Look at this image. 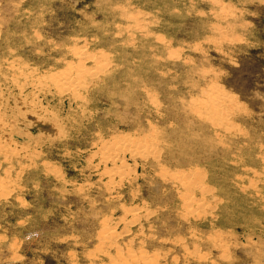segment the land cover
Segmentation results:
<instances>
[{
	"label": "rangeland",
	"instance_id": "obj_1",
	"mask_svg": "<svg viewBox=\"0 0 264 264\" xmlns=\"http://www.w3.org/2000/svg\"><path fill=\"white\" fill-rule=\"evenodd\" d=\"M0 120V264H264V0H0Z\"/></svg>",
	"mask_w": 264,
	"mask_h": 264
},
{
	"label": "bare ground",
	"instance_id": "obj_2",
	"mask_svg": "<svg viewBox=\"0 0 264 264\" xmlns=\"http://www.w3.org/2000/svg\"><path fill=\"white\" fill-rule=\"evenodd\" d=\"M75 48V47H74ZM79 49V48H78ZM71 50V49H70ZM73 50V49H72ZM77 50V49H76ZM74 51V50H73ZM74 57L76 58V66H75V73L72 71V72H69L68 74L66 75H55V76H51L49 77L48 79H44V84L45 83H48L52 86H54L55 89L57 90H62V91H67V92H70L71 94H73V96H78L79 94V91L82 90L81 88L83 87L82 83V79L84 76H87V75H92V74H96L97 73V69L96 71L93 70L92 73H86L84 71V69H82V60L84 61V58L85 55L83 54V52H79L78 50L77 51H74ZM88 58V56H86ZM93 57V56H91ZM89 59V58H88ZM92 59V58H91ZM95 60H97L96 58H94ZM99 59V58H98ZM102 59V58H101ZM101 61V60H100ZM97 62V61H96ZM96 64V63H95ZM99 64H101L99 62ZM73 66V65H72ZM97 66V65H96ZM100 66V65H99ZM102 66V65H101ZM68 67V66H67ZM71 69V67L69 68ZM93 69V68H92ZM98 69H101V67ZM11 72L13 73V75L15 77H19V78H24L25 75H23V73H21V70H17L16 68H13L11 67ZM72 70V69H71ZM85 70H88V69H85ZM102 70V69H101ZM91 71V70H90ZM88 70V72H90ZM66 72V71H65ZM99 72V71H98ZM58 73V72H57ZM74 73V74H73ZM86 73V74H85ZM60 74V73H58ZM65 74V73H63ZM99 74V73H98ZM12 75V76H13ZM94 76V75H93ZM27 78V77H26ZM47 78V77H45ZM43 79V78H42ZM37 83V81H36ZM41 83V82H40ZM84 84V83H83ZM47 85V84H46ZM39 86H42V85H39ZM38 86V87H39ZM84 89V87H83ZM209 96V95H208ZM81 97V96H80ZM76 99V98H75ZM219 99H223L222 97L219 98ZM224 99H227V98H224ZM208 105L205 106V114L208 115L209 117H216V116H220V119L221 118H224L222 117L221 115H225V114H222V112L225 110V113L226 111L227 112H230L231 111V108H229L230 104L226 101V100H221V101H215V100H208ZM216 102V103H215ZM207 104V103H206ZM232 105V104H231ZM204 112V111H203ZM227 120L224 118L221 122L222 124V127L223 128H227L229 129L230 127H232L231 123L230 122H226ZM217 125V123H216ZM3 124L1 123V120H0V127H2ZM5 127V126H4ZM149 137L146 135L144 136L142 139H137V140H134V139H122L121 141H112L114 142L113 145H111L110 147L108 146L107 149H103L105 150L103 152V155H102V160L103 161H106V160H118L120 158V156L122 154H125V153H128L131 155V157L133 156H138V157H145V155L147 154V157L149 156H154L153 155V152H154V148L152 149V145L154 143L155 140H153L154 137L153 136H150V134H148ZM5 141V140H4ZM7 141V140H6ZM110 142V143H112ZM5 143V142H4ZM3 143V139L0 138V150H2V152H4L5 150H7V144H9L8 142H6L5 144ZM108 144V143H107ZM106 144V145H107ZM105 145V144H104ZM107 147V146H106ZM10 148V147H9ZM156 149V148H155ZM102 152V151H101ZM149 155V156H148ZM100 156V155H99ZM101 157V156H100ZM105 163V162H104ZM115 163V162H114ZM123 166V165H122ZM117 170V169H116ZM123 170V169H122ZM120 171V170H119ZM119 171H115L116 174H122L121 172ZM108 173V172H107ZM111 175V174H110ZM112 176V175H111ZM116 176V175H115ZM119 176V175H118ZM199 176V175H198ZM186 177V176H185ZM193 180H188L190 178H188L187 180H183L182 176L180 178H177L176 180L180 182V185L182 186V188L184 189V195H181V197H183L182 199V207H184L185 209H195V208H198V207H201L203 205V201L202 199L200 198H195L193 197L191 194L192 192L191 191H198V192H201L202 194L206 191L205 188L203 187V185L201 184V182L199 181L198 178H196L197 176L194 175L193 176ZM174 180H175V177H174ZM175 180V181H176ZM2 181V180H1ZM5 184H6V181L5 182H0V192H4L5 190ZM186 193V194H185ZM182 194V193H181ZM200 194V193H199ZM207 203V202H206ZM205 207V206H204ZM183 209V210H185ZM202 209V207L200 208ZM196 210V209H195ZM203 210H205L203 208ZM191 212V211H190ZM189 212V213H190ZM194 212V211H193ZM107 223V222H106ZM104 225V224H103ZM108 226V225H107ZM110 229V228H109ZM109 229L106 227V226H103V231L101 233V237H100V240H101V244H103L102 246L105 247V244L109 243L111 237H112V233L108 232ZM99 240V239H98ZM108 246V244L106 245ZM144 258V257H142ZM143 260V259H142ZM143 264H152L151 262H143Z\"/></svg>",
	"mask_w": 264,
	"mask_h": 264
}]
</instances>
